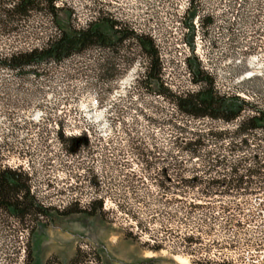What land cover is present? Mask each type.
Segmentation results:
<instances>
[{
  "label": "rangeland",
  "instance_id": "rangeland-1",
  "mask_svg": "<svg viewBox=\"0 0 264 264\" xmlns=\"http://www.w3.org/2000/svg\"><path fill=\"white\" fill-rule=\"evenodd\" d=\"M13 1L0 0L2 58L41 48L60 32L46 5L21 14ZM55 5L66 28L110 15L149 35L165 86L174 93L201 88L187 64L193 52L186 26L190 0ZM195 7L193 54L214 77L215 89L264 107V0H197ZM114 54L91 46L61 63L42 64L37 74L0 66V169L27 176L32 193L52 212L50 218H17L0 208V264H186L178 256L190 264H264V180L252 176L247 191L198 197L206 183L195 187L187 178L210 174L201 157L174 145L178 135L233 130L235 123L193 118L156 85L141 87L147 56L136 40L125 42L116 65ZM248 154L230 158L241 161ZM246 163L253 167L255 160ZM99 199L101 209L88 214ZM229 214L234 220L228 230Z\"/></svg>",
  "mask_w": 264,
  "mask_h": 264
},
{
  "label": "trees",
  "instance_id": "trees-1",
  "mask_svg": "<svg viewBox=\"0 0 264 264\" xmlns=\"http://www.w3.org/2000/svg\"><path fill=\"white\" fill-rule=\"evenodd\" d=\"M55 1H13L15 4L13 8L21 14L41 4L46 5L45 10L54 18L60 32L57 36L49 38L41 48L16 52L5 58L0 57V66H7L18 72H34L37 74V69L42 64L50 61L61 63L74 54L85 52L91 46L108 49L113 54L117 51V54L110 56L116 65L115 61L117 58H121L120 50L125 42L134 39L147 56V66L138 76V83L141 87L149 88L156 85L159 88V93L168 97L178 110L188 116L210 118L225 123H235L236 125L233 130H192L189 132V137L177 133L178 136L174 145L180 151L189 152L193 157L198 156L199 159L201 157L205 172L210 174L208 179H204L199 174L187 178V181L194 183L192 186L195 187L199 186L196 185L198 183H206L203 187L198 188L196 196L210 199L214 198L215 195H228L240 189L247 191L249 182L246 179L258 176L264 180V160H261L264 155V107L240 94L217 91L214 77L203 69L201 61L193 54L197 31L194 24V19L198 15V9L195 7L197 0H190L189 9L192 11L191 13L188 11L189 19L186 22V26L190 31V38L187 39V42L193 51L187 59V64L193 82L200 84L201 88L197 91L180 93H174L165 86L161 74L159 51L152 37L135 33L127 25L123 26L122 22L110 15L101 16L85 27L78 28L71 24L69 28H66L59 25L58 14L61 8L56 7ZM107 61H109V58ZM26 68H28V71H25ZM114 77L116 75H113ZM60 138L63 140L62 134ZM207 140L214 147H209ZM224 141L228 144H224ZM253 144L255 146H252ZM237 152H247L249 154L245 155L244 160L232 161L230 156ZM249 157L255 160L253 167L248 166L246 163ZM176 166L180 167L181 165L176 163ZM168 172L169 169L164 170L165 175ZM190 205H193V203L190 202ZM101 207L102 199H99L92 201L91 207H88L86 211L88 214L94 215L96 213L94 208L97 210ZM0 208L5 209L17 218H24L28 214L45 216L46 218L52 217L51 208L38 201L32 193L29 178L13 169H0ZM224 212L226 214V209H224ZM203 216L209 217L208 213ZM233 220L234 216L229 214L224 228L229 230L233 226ZM190 238L188 237V239ZM154 248L159 249L156 246ZM211 262L212 264H229L226 259L221 262L204 259L198 261V264H210Z\"/></svg>",
  "mask_w": 264,
  "mask_h": 264
},
{
  "label": "bare ground",
  "instance_id": "bare-ground-1",
  "mask_svg": "<svg viewBox=\"0 0 264 264\" xmlns=\"http://www.w3.org/2000/svg\"><path fill=\"white\" fill-rule=\"evenodd\" d=\"M178 259H180L181 261L185 262L186 264H190V261L186 257L178 256Z\"/></svg>",
  "mask_w": 264,
  "mask_h": 264
},
{
  "label": "built area",
  "instance_id": "built-area-1",
  "mask_svg": "<svg viewBox=\"0 0 264 264\" xmlns=\"http://www.w3.org/2000/svg\"><path fill=\"white\" fill-rule=\"evenodd\" d=\"M88 247H89L88 244H84V246H82L83 249L88 248ZM89 264H95V261L94 260H90Z\"/></svg>",
  "mask_w": 264,
  "mask_h": 264
}]
</instances>
